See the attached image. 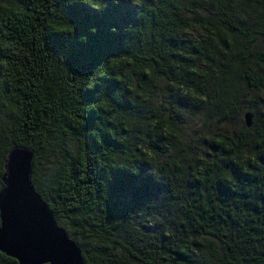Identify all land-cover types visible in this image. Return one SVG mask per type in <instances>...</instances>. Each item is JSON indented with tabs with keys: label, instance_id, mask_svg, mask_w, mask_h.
I'll return each instance as SVG.
<instances>
[{
	"label": "trees",
	"instance_id": "1",
	"mask_svg": "<svg viewBox=\"0 0 264 264\" xmlns=\"http://www.w3.org/2000/svg\"><path fill=\"white\" fill-rule=\"evenodd\" d=\"M125 1L0 0V189L31 149L83 264H264V0Z\"/></svg>",
	"mask_w": 264,
	"mask_h": 264
},
{
	"label": "water",
	"instance_id": "2",
	"mask_svg": "<svg viewBox=\"0 0 264 264\" xmlns=\"http://www.w3.org/2000/svg\"><path fill=\"white\" fill-rule=\"evenodd\" d=\"M246 128L252 114L243 115ZM34 153L14 146L7 152L0 189V253L17 264H83L79 246L59 227L31 177Z\"/></svg>",
	"mask_w": 264,
	"mask_h": 264
},
{
	"label": "rangeland",
	"instance_id": "3",
	"mask_svg": "<svg viewBox=\"0 0 264 264\" xmlns=\"http://www.w3.org/2000/svg\"><path fill=\"white\" fill-rule=\"evenodd\" d=\"M143 1L146 0H126L124 4L130 11H136Z\"/></svg>",
	"mask_w": 264,
	"mask_h": 264
}]
</instances>
